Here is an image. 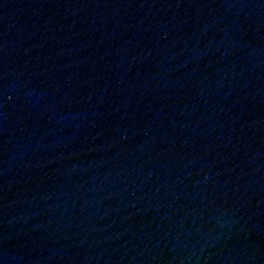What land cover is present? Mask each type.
Returning <instances> with one entry per match:
<instances>
[{
    "label": "water",
    "instance_id": "1",
    "mask_svg": "<svg viewBox=\"0 0 264 264\" xmlns=\"http://www.w3.org/2000/svg\"><path fill=\"white\" fill-rule=\"evenodd\" d=\"M0 264H264V0H0Z\"/></svg>",
    "mask_w": 264,
    "mask_h": 264
}]
</instances>
